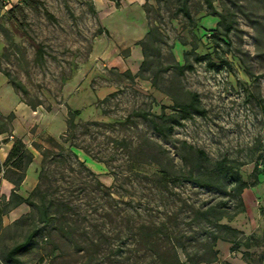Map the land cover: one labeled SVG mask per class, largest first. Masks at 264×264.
Wrapping results in <instances>:
<instances>
[{"label":"rangeland","instance_id":"rangeland-1","mask_svg":"<svg viewBox=\"0 0 264 264\" xmlns=\"http://www.w3.org/2000/svg\"><path fill=\"white\" fill-rule=\"evenodd\" d=\"M205 54L230 68L193 62ZM185 59L193 71L178 73ZM192 93L206 115L169 136L155 131L150 121L168 125ZM0 132V156L17 140L37 156L33 202L45 197L51 216L45 224L27 205L4 207L0 186V264L32 232L23 264H172V249L191 264L178 246L210 258L216 224L249 241L235 256L264 264V0H0ZM50 139L72 142L78 161L41 171L32 145L50 149ZM195 150L249 183L260 170L244 212L227 220L235 193L199 186L212 166ZM24 188L26 198L34 188ZM217 242V261L198 264H229Z\"/></svg>","mask_w":264,"mask_h":264},{"label":"trees","instance_id":"trees-1","mask_svg":"<svg viewBox=\"0 0 264 264\" xmlns=\"http://www.w3.org/2000/svg\"><path fill=\"white\" fill-rule=\"evenodd\" d=\"M207 3L208 6H210L209 2ZM180 11L183 13V16L185 18L191 20L190 14L185 7L182 8ZM211 15L219 17V15L215 12H213ZM228 31L229 28L226 29L224 35H226ZM184 58H186V56ZM193 62L205 63L206 67L214 73H219L224 69L230 68V65L225 60H219L218 64L212 62V60L210 59V54H205L204 56L194 55ZM175 69L178 73L182 74L185 71H193V65L188 61V59H185L184 64L176 65ZM10 83L14 90L20 89L19 84L13 82ZM178 108L179 112L176 115L168 117L169 123L166 126L159 125L154 120H151L150 123L155 129V131H157L161 135L169 136L172 134L175 127L183 126V121L190 120L194 115H206V111L200 107V101L198 99L197 94H190L189 103L186 105L178 106ZM75 115H78L77 111L72 113L70 112L68 114L69 131L70 129L75 128L72 122V118ZM66 142L67 141L64 140L61 144L53 139H50L48 142L51 147L50 149L43 148L42 146L36 144L32 145L34 150L37 151L41 156V171L44 169L45 165L48 162L57 161L59 164H64L69 160L78 161L76 154L72 150L73 148H76V146L72 142H69V144H67V146L65 147L64 143ZM188 148L193 149L191 146H188ZM195 154L200 162L208 163L212 166L209 173L203 172L202 176L197 179V182L200 187H212L215 189H220L219 187L226 189L228 187L235 193L231 195H233V197L237 199V206L234 210V213L231 216L227 217V220H231L237 214L244 212L242 193L244 190L252 188L257 184V175L260 173V170H258L257 168L253 170V182L249 183L241 179L238 174V168L233 166L226 159L212 162L202 150H195ZM32 160V152L27 149L26 145L21 140H17L12 144L5 162L3 164L0 163V180H7L13 186L9 197L7 198V201H5V198H3L2 205L4 207H9L10 209H13L19 205L25 204L29 208L36 210L38 218L42 223L48 224L51 220V216L48 214L49 207L45 202V197L41 198L39 204L33 202V198L36 196V194H38V186H36L26 198H23L17 194L18 189L25 178V172L31 164ZM79 164L82 165L80 162ZM208 213L209 212L207 211L204 214V219L206 222L209 221L206 216ZM223 217V215H220L216 219V221H220ZM216 228L219 231L211 232L209 236V239L211 240L209 246L211 256L206 260L194 261L188 256V254H186V250L183 244L178 246L179 249H181L182 252L185 254V257H187V261H189L191 264H198L200 262H216L218 252L214 251L212 246H214L217 241H222L231 244L230 253L236 252L241 246L245 249L250 248L249 241L246 239L243 240L241 238L242 233L240 231L234 229L233 227L227 224H216ZM34 236L35 232H32L21 243L16 244L12 248H10L1 258L3 264H23V262L19 259L18 256L29 249ZM175 248L176 247L174 246V249ZM172 252L174 254V262L172 264H183L182 262H180L177 252L173 249ZM247 256L248 253H245V256L242 257V260L245 264H249L245 258Z\"/></svg>","mask_w":264,"mask_h":264},{"label":"crops","instance_id":"crops-1","mask_svg":"<svg viewBox=\"0 0 264 264\" xmlns=\"http://www.w3.org/2000/svg\"><path fill=\"white\" fill-rule=\"evenodd\" d=\"M0 139H1V137H0ZM2 146L3 147L1 148V151H2L3 155L0 156V160L4 162V160L6 159V155L9 152L10 146L6 145V144L2 145ZM37 165H38V158H37V156H34V154H33V161L31 162V164L27 168V170L25 172V178L19 187V189L21 191L25 189L24 187H26V185H29L30 189H33L35 187L36 181L34 179V172L37 168ZM92 165H93V167H95V169H99V166L97 164L93 163ZM0 186H1V189L4 191L3 192L4 195H8L11 192V189L13 188V186L7 180H4V179L1 180ZM21 206L23 207V209L27 208L25 204H22ZM230 247H231V244H229V243L217 242V249L220 251V254L222 255L221 258L224 261H227L229 264H245L241 260V256H239V255L235 256L233 253H230Z\"/></svg>","mask_w":264,"mask_h":264}]
</instances>
